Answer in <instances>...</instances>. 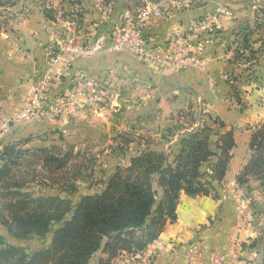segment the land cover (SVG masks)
I'll use <instances>...</instances> for the list:
<instances>
[{
    "label": "crops",
    "instance_id": "obj_1",
    "mask_svg": "<svg viewBox=\"0 0 264 264\" xmlns=\"http://www.w3.org/2000/svg\"><path fill=\"white\" fill-rule=\"evenodd\" d=\"M59 1L51 3L56 7L67 3V0ZM80 1L90 23L96 21L99 3L109 4L108 0ZM114 2L111 10L114 14L95 27L98 31L111 29L123 17L120 13L123 2ZM184 4L185 0L170 1L172 13L154 19L148 37L161 49L175 34L194 23L214 19L216 13L225 9L218 23L209 25L194 42L195 66L158 72L128 51L112 50L101 51L88 59H73L61 80L52 86L50 96L66 92L70 81L80 76L94 79L100 87L99 94L80 101L58 119L28 123L12 121V117L33 97L34 85L46 66L48 52L59 40L60 20L46 17L44 11L49 4L41 0H18L14 6L1 8L0 150L25 139H30L25 149L47 148L50 145L46 139L34 142L31 137L64 132L81 137L77 142L102 140L117 144L116 135L121 129L114 120L111 122V114H130V121L136 126L143 114H159L162 120L179 112L218 118L232 131L235 143L219 196L191 198L181 193L176 220L167 222L143 253L152 257V264H210L215 254L223 256L225 264H262L263 250L257 245L263 240L259 237L264 215L257 210L264 205V193L252 180L248 189L245 185L239 186L236 177L249 162L253 132L264 124V35L261 42L252 45L257 51L256 60L243 74L235 64L234 39L237 30L248 20L247 6L263 9L264 0H195V4ZM168 129H157L147 143L141 139L140 145L130 147L116 159L118 165H124L147 148L164 152L172 162L180 151L181 135ZM110 153L115 154L111 149ZM2 163L0 158V168ZM104 183L86 195L101 193ZM260 199L262 202H258ZM127 255H118L110 264H128ZM93 258L89 264H98V259L105 257L100 254L94 263Z\"/></svg>",
    "mask_w": 264,
    "mask_h": 264
},
{
    "label": "trees",
    "instance_id": "obj_2",
    "mask_svg": "<svg viewBox=\"0 0 264 264\" xmlns=\"http://www.w3.org/2000/svg\"><path fill=\"white\" fill-rule=\"evenodd\" d=\"M17 1L0 0V7L14 6ZM259 12L264 14V8ZM44 14L52 19L48 11ZM248 25L241 29L251 61L249 70L257 54L251 44L261 42V38L248 42L253 32ZM260 28L264 31V25L254 30ZM204 118L201 125L181 137L180 151L172 162L164 152L147 148L127 167L118 168L102 193L80 197L76 203L59 197H34L24 191L27 182L13 174V167L29 150L16 151L15 145L5 149L0 155V225L15 241L48 234L52 239L45 249L29 254L0 236V264H89L97 253L105 257L99 258L98 264H110L122 253L143 252L167 222L176 220L181 193L191 198L219 196L234 136L218 118ZM249 149V162L236 182L248 189L252 180L264 193V124L253 132ZM32 151L45 154V167L56 170L70 161L68 154L55 157L50 150ZM257 212L264 215V205ZM257 248L263 250L264 264V242Z\"/></svg>",
    "mask_w": 264,
    "mask_h": 264
},
{
    "label": "rangeland",
    "instance_id": "obj_3",
    "mask_svg": "<svg viewBox=\"0 0 264 264\" xmlns=\"http://www.w3.org/2000/svg\"><path fill=\"white\" fill-rule=\"evenodd\" d=\"M51 1L56 2L57 0H44V2L49 4L45 11H48L50 13L49 15L52 16L53 21H56V18L60 20V27L57 29L58 39H60L63 33L66 31L65 23L69 19V13L77 4H79V7L81 9L80 28L87 31H91V33L95 30L96 34L97 32H101V30H96L95 27L98 26L99 23L104 22L105 19L102 18L104 17L103 13L101 14V12L98 11V7L96 8V21L90 23V21H86L88 17V12L87 10H85L83 3H81L80 0H67L65 6L58 5L57 7L53 6ZM114 1L115 0H108L109 4H107V2H100L99 6L101 4H105L107 6L109 5L110 10H112L113 5H115ZM170 1L172 0H116L117 4L123 2V5H121V9H123V11H121L120 13H123L124 15L123 17H121L118 14V17H121L118 23L134 20L136 17H138L140 10L146 7H153V11H156L157 15H155L151 20L147 30L145 31L144 37L145 41L149 46L157 48V45L153 44L151 39L148 37V30L154 19L161 17L162 15L166 16L169 13H172V5H170ZM173 1L182 3V1L184 0ZM190 2L192 4H195V0H188V3L187 0H185V4H190ZM260 9L262 8H258L253 5L247 6L246 13L248 20L243 23L242 27L237 30V36L235 35L234 43L237 44V46H234L235 64L237 65V68L241 70L242 74L244 72H247L251 61L249 60L250 57L247 51L244 50V42L242 36L245 33L241 28H243V26L248 23L250 30L253 31L252 34H249V37H247L248 42H253L256 41L258 38H261L262 36L260 37V33L263 34V28H260L259 31L254 30L257 26L264 25V14H261L259 12ZM0 10H2L1 7ZM224 11L225 9L216 13L217 16L214 17V19L220 17V14H222L223 16ZM114 12L111 11V13L113 14ZM210 15L211 14H207L206 16ZM110 17L108 19H110ZM214 19L207 20V22L212 21ZM189 28H186L179 34H175L173 39H171L170 41L165 43L163 47H161V50L163 48H166V50L171 48L172 44L175 42L178 36L188 34L187 30H190ZM254 44L255 43L251 45ZM158 47L160 48V46ZM194 47L195 46L192 45V49ZM193 53L194 52L192 50V53L190 55H193ZM245 65L246 67H244ZM123 107L124 105H122V108ZM64 115L65 114H63L62 116ZM158 115L159 114H143L140 117L141 119L138 118V126H136L133 122L130 121V114H111V122L112 120H114V123L117 125V128L121 129V131H119L121 133H118L116 135L118 141L116 142L117 144L112 142L109 143L108 141L102 142V140H94L89 143H82L81 141L77 142L76 140H79V138L81 137L72 132H64L62 135L54 134L46 136L41 135L37 137L35 136L34 138L31 137V140H35L36 142H38L37 140L46 139V141L49 142L50 146L48 145L49 147L47 148H41V150H50L52 156L62 157L64 154H68L70 156V161L61 170H56L53 166L45 167V154L43 155L42 153H36L35 151H32L40 148L25 149V143L30 139L22 140L18 142L17 145H15L16 151H29L21 158L16 159L15 167H13V174L16 175L17 178H22L24 179V181L27 182V186L25 187L24 191L31 193L34 197H59L68 199L72 203H76L80 197L94 195L86 194L94 192L97 187H99L98 185H100L101 183L105 182L103 184L105 187L108 179L116 172L118 168L127 167L130 163L127 162L128 160L125 162V164L123 163L124 165H118L116 159L118 157H122L125 151H129L130 147L134 148L135 145H140L141 139H143V141L145 140V142L147 143L149 140H151L148 137L154 138V135H156L157 129L159 128L163 130L169 128V131L176 132L177 135H181L182 137L189 133L191 129H194L197 126L201 125L202 120L207 119L204 118V114H191V112H179L177 114H169L167 115V118H164V120L161 119V116L160 118H158ZM185 115H191L192 117L189 119ZM60 117H57V119ZM193 119L194 121H192ZM126 120H128V122H126ZM130 123L132 124V126H130ZM114 130L115 129H112L113 132ZM76 143L77 145H75ZM109 147L111 150H114V155L110 153V149H108ZM4 151V148H2V150H0V155ZM14 157L15 156H13L12 158ZM258 202H262V200L260 199ZM262 223V226H264V221H262ZM262 228V236H260L259 238L264 240V234H262L264 233V227ZM0 236L4 237L7 241L13 243L14 245L24 248L29 254L38 250L40 251L42 249H45L51 239V234H48L44 238L30 237L27 240L15 241L10 238V236L7 234L6 229H4L1 225ZM263 240H261V242ZM99 257L100 254L95 255V257L93 258V263L96 262V259H98Z\"/></svg>",
    "mask_w": 264,
    "mask_h": 264
},
{
    "label": "built area",
    "instance_id": "obj_4",
    "mask_svg": "<svg viewBox=\"0 0 264 264\" xmlns=\"http://www.w3.org/2000/svg\"><path fill=\"white\" fill-rule=\"evenodd\" d=\"M153 10V7L143 8L134 20L117 23L111 29L101 30L96 34L95 30L91 33L80 28L81 9L77 4L69 13V19L65 23L66 31L48 52L46 66L35 82L33 97L26 101L12 117V121L28 123L57 118L74 109L80 101L94 98L99 94L100 87L94 79L80 76L70 81V87L66 92L50 96L52 86L61 80L73 59H88L101 51L112 50L128 51L160 72L195 66L196 58L190 55L192 45L205 33L209 25L218 23V18L194 23L190 30H187V35L178 36L171 48L161 50L149 46L144 37L151 20L157 15ZM98 11L103 13L102 18L105 20L111 15L109 5L101 4ZM234 249L233 246L232 253ZM127 256L128 264H152L153 261L152 257L146 256L143 252ZM210 264H225L224 257L212 255Z\"/></svg>",
    "mask_w": 264,
    "mask_h": 264
}]
</instances>
